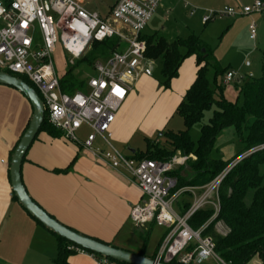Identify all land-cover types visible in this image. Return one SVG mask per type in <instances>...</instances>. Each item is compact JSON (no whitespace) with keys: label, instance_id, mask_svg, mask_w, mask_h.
Here are the masks:
<instances>
[{"label":"built area","instance_id":"built-area-1","mask_svg":"<svg viewBox=\"0 0 264 264\" xmlns=\"http://www.w3.org/2000/svg\"><path fill=\"white\" fill-rule=\"evenodd\" d=\"M164 0H118L108 16L89 11V0H0V70L26 78L43 101L49 124L67 141L78 144L95 157L101 158L112 169L129 174L141 192L140 201L131 207L130 221L135 229L149 224L165 230L164 239L155 259L171 264H228L216 253V244L204 232L220 213V186L228 174L221 173L204 187H184L175 191L177 178L171 176L176 166L187 158L169 162L136 161L123 155L114 145L113 126L117 115L142 77H153L156 63L147 56L144 32ZM264 12V2L255 0L242 12L225 8L209 12L204 24L216 18L237 17ZM256 40V26L249 27ZM117 39L116 50L94 62L96 77L84 88L73 93L62 89L53 57L60 43L68 54V65L75 66L83 59L93 43ZM228 72L223 84L234 80ZM84 128L90 133L84 142L77 134ZM100 139L107 146L103 152L94 145ZM264 146L243 156L252 155ZM242 158V159H243ZM185 195L193 200L185 211ZM182 204V205H181ZM214 210L212 219L198 230L190 220L199 211ZM221 235L227 232L221 223L216 225ZM77 254L96 257L78 248ZM98 264H112L100 258Z\"/></svg>","mask_w":264,"mask_h":264},{"label":"crops","instance_id":"crops-1","mask_svg":"<svg viewBox=\"0 0 264 264\" xmlns=\"http://www.w3.org/2000/svg\"><path fill=\"white\" fill-rule=\"evenodd\" d=\"M198 69L196 56L186 58L178 78L164 93L152 79L142 77L117 115L113 126L116 140L128 143L139 124L144 104L155 101L154 124L147 128L163 129L195 82ZM139 85L141 89L135 94L133 90ZM17 94L0 86V254L4 255V264H10L12 251L20 252L25 259L20 264H27V259L29 264H53L57 239L18 204L12 192L11 155L31 119ZM22 180L31 198L61 224L119 249L135 254L141 251L143 242L134 234L137 231L130 221L131 207L140 201L141 192L124 171L112 169L78 144L41 132L25 157ZM187 202L191 203L183 198L182 203ZM156 229L160 241L165 230ZM9 232L14 239L5 242ZM157 243L151 251L147 248L148 256L154 254ZM131 244L137 250L130 249ZM98 261L97 257L77 253L69 258V264H98Z\"/></svg>","mask_w":264,"mask_h":264},{"label":"trees","instance_id":"trees-1","mask_svg":"<svg viewBox=\"0 0 264 264\" xmlns=\"http://www.w3.org/2000/svg\"><path fill=\"white\" fill-rule=\"evenodd\" d=\"M2 1L5 4H10L13 0ZM260 1L264 2V0ZM143 39L147 43V56L161 61V75L165 80L163 83L165 89H170L171 82L178 78L179 69L186 58L196 56L199 69L195 82L186 92L175 112L183 119L185 130L163 131V140L157 138L154 141H147V149L135 151L131 156L132 159L169 162L177 152H181L186 157L194 155L196 160H189L186 165L191 173L189 179L182 178L181 174L175 171L170 173L171 176L177 178L176 191L184 187L206 186L235 160L264 146V64L262 78L243 83L238 82L239 93L243 98L242 105H239L238 102H231L223 96L224 85L218 84V77L224 75L226 70L221 68L214 58L212 50L199 37L191 35L189 38H177L173 42L157 36L143 35ZM118 43L117 39L93 43L88 51L90 60L94 62L99 58H107L111 52L116 50ZM71 71L72 68L69 72ZM19 78L33 87L26 78ZM67 82L64 78L61 80L62 89L69 93L75 92L74 83L69 85ZM210 112V118L204 122L207 113ZM198 124L201 125L200 138L195 143L191 138L190 131ZM231 127L235 129L244 149L229 161L212 159L211 153L217 138L224 129ZM41 132H46L53 137H62V134L49 124L46 111L39 134ZM262 165H264V149L245 157L228 172L219 190L221 206L219 216L204 232V236H209L214 240L218 256L228 264H251L254 258L258 259L259 264H264V176L260 173ZM249 197H251L250 205L247 204ZM14 199L17 201L15 196ZM189 206L190 203H184L182 211L188 209ZM213 214L214 210L210 208L199 211L190 220V226L194 230L200 229L212 219ZM36 222L41 225L38 221ZM218 223L224 226L226 235L216 232ZM155 227V224L152 223L146 228L136 229L143 242L138 255L155 259L159 247H156L152 256H148L146 252ZM51 234L58 242L57 256L53 264H69V258L76 254L69 248L76 246L53 233ZM100 242L107 244L103 241ZM94 256L101 258L97 255ZM109 261L112 264H124Z\"/></svg>","mask_w":264,"mask_h":264},{"label":"rangeland","instance_id":"rangeland-1","mask_svg":"<svg viewBox=\"0 0 264 264\" xmlns=\"http://www.w3.org/2000/svg\"><path fill=\"white\" fill-rule=\"evenodd\" d=\"M118 0H89L87 9L89 11L98 12L102 16H108L111 8L116 4ZM255 0H164L160 5L159 9L153 16L149 25L147 26L144 35L147 37H164L169 42H173L177 38H189L191 35H195L201 39L211 50L214 58L218 61L221 68L225 71L224 75L218 77V84L222 85L223 78L228 72H234L236 74L233 81L226 86H223V96L231 101L238 102L242 105L243 98L239 93L238 82H247L250 80H258L263 76V64H264V12L252 13L250 15H239L237 17H223L216 18L214 21L204 24L202 21L203 17L209 12H221L225 8L234 9L237 12H242L244 7H251ZM255 24L256 26V40H253L250 35L249 27ZM185 52V50H182ZM88 54V53H87ZM90 54V53H89ZM88 54V55H89ZM86 55L83 59L78 60L75 66L68 65L69 55L62 49L61 44L57 46L56 54L53 57L54 67L57 76L60 80L63 78L67 80V84L72 85L76 90H82L87 84L88 80L96 77V71L94 70V62L90 60V55ZM104 59V58H99ZM156 63V70L154 72L152 83L156 85V88H162L163 93L169 89H165L163 83L164 78L161 75V61L160 59H153ZM72 68V71L70 69ZM144 81V80H143ZM139 85L133 90L135 94H138V90L141 89ZM9 88V87H7ZM22 97L26 107L27 115L29 119L32 117V107L30 103L16 90L9 88ZM134 94V95H135ZM156 101L153 103L144 104L143 113L139 118V124L134 131L133 137L128 143H120L114 137L113 143L116 148L126 157H131L134 153L130 152V149L145 151L147 149V141H154L155 139L163 140V131L179 132L184 131L185 126L183 119L173 113L168 121L165 123L163 129L156 131L150 130V127L154 124L153 118V107ZM211 116V112L207 113L205 121L207 122ZM201 125H195L190 135L193 142H197L200 138ZM114 130V129H113ZM90 131L87 128L81 130L77 136L81 142H84L89 135ZM94 148H99L101 151H107V146L102 143L100 139L94 145ZM244 145L238 137L234 128H226L217 138L214 149L211 153L212 159L229 161L234 157L238 156ZM244 156V155H243ZM231 163L228 169H232L236 166L243 158ZM187 158L183 165H178L174 169L175 172L180 173L184 179H189L191 173L186 168L189 160H196L194 155L189 157L183 156L181 152H177L173 158ZM185 168V169H184ZM223 172V173H224ZM260 173L264 176V165L260 166ZM184 199L192 202L189 195H185ZM251 197L247 199V204L250 205ZM204 210H207L205 208ZM13 230V227H12ZM133 231V230H132ZM219 234V232L216 230ZM136 237H139L134 232ZM158 229L154 230L153 235L149 241V249L155 248V244L158 241ZM12 234L5 237L6 240L14 239ZM162 239L158 241L157 247H160ZM50 244H48L49 246ZM132 250H137V246L132 244L129 247ZM50 250L49 248H47ZM12 251V257L9 259L10 264H20L24 261L20 257L21 253ZM57 255V249L54 244V259ZM4 255L0 254V264H4ZM47 260V259H46ZM29 264L30 259H27ZM206 264H215L208 261ZM251 264H259L257 258H254Z\"/></svg>","mask_w":264,"mask_h":264},{"label":"water","instance_id":"water-1","mask_svg":"<svg viewBox=\"0 0 264 264\" xmlns=\"http://www.w3.org/2000/svg\"><path fill=\"white\" fill-rule=\"evenodd\" d=\"M205 52V50H203ZM0 86L15 89L22 94L32 107L28 128L21 137L10 161L12 192L18 204L48 231L101 258L124 264H166L145 256L104 244L61 224L42 209L28 194L22 180V167L30 147L35 142L45 120V108L37 91L19 77L0 71ZM134 153V150H130ZM244 159V158H243ZM231 170V169H230ZM229 172V171H228Z\"/></svg>","mask_w":264,"mask_h":264}]
</instances>
